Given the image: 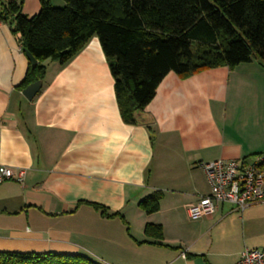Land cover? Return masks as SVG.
<instances>
[{"label": "crops", "instance_id": "crops-1", "mask_svg": "<svg viewBox=\"0 0 264 264\" xmlns=\"http://www.w3.org/2000/svg\"><path fill=\"white\" fill-rule=\"evenodd\" d=\"M39 6L22 0L21 12L32 16ZM43 63L41 89L27 100L16 87L28 59L0 20V161L25 169L21 183H0V251L77 254L98 264H234L248 245L244 233L234 250L228 242L248 208L241 216L219 203L189 229L185 207L209 192L197 161L264 155V64L184 78L170 71L129 124L96 36L65 64ZM156 190L159 208L145 213L138 201ZM146 223L161 225L164 245L143 242Z\"/></svg>", "mask_w": 264, "mask_h": 264}, {"label": "trees", "instance_id": "trees-1", "mask_svg": "<svg viewBox=\"0 0 264 264\" xmlns=\"http://www.w3.org/2000/svg\"><path fill=\"white\" fill-rule=\"evenodd\" d=\"M61 1L39 0L32 16L21 12L22 0L1 3L0 20L8 22L23 52L36 59L28 61L19 90L43 80L45 60L65 64L96 36L114 79L120 116L133 124L170 71L184 78L253 58L264 63V0ZM161 196L153 191L138 206L155 212ZM92 206L103 216L122 218L102 205ZM144 234L143 242L164 245L160 224L146 223ZM0 264L98 263L77 254L0 251Z\"/></svg>", "mask_w": 264, "mask_h": 264}, {"label": "built area", "instance_id": "built-area-1", "mask_svg": "<svg viewBox=\"0 0 264 264\" xmlns=\"http://www.w3.org/2000/svg\"><path fill=\"white\" fill-rule=\"evenodd\" d=\"M7 1L10 0H0V7L2 2ZM195 165L202 169L209 192L186 205L189 219L210 217L218 204L223 202L231 203L241 211L264 203V155L199 160ZM24 177V168H14L0 161V183L7 180L21 183ZM234 264H264V246H244Z\"/></svg>", "mask_w": 264, "mask_h": 264}, {"label": "rangeland", "instance_id": "rangeland-1", "mask_svg": "<svg viewBox=\"0 0 264 264\" xmlns=\"http://www.w3.org/2000/svg\"><path fill=\"white\" fill-rule=\"evenodd\" d=\"M254 59V58H253ZM257 60V59H256ZM258 61V60H257ZM264 64V63H263ZM223 210H226L227 207L231 206L228 203H224ZM250 209L249 211L246 210V213L248 216L250 215V218H244V228L243 226L237 224L235 227L236 235L230 239L228 242V248L227 250L232 251L234 250L238 245H242V235L244 233V243L248 246H258L262 247L264 245V205L258 204V205H251L247 207ZM186 214V211H185ZM237 215H243L245 214V211L241 213V210L236 213ZM187 219V220H186ZM204 219V218H203ZM200 219L197 220H191L188 218L186 214L185 222L188 224H185L186 228L192 227L195 229H198L196 226V223ZM205 224L201 227H204ZM240 229V230H239Z\"/></svg>", "mask_w": 264, "mask_h": 264}, {"label": "water", "instance_id": "water-1", "mask_svg": "<svg viewBox=\"0 0 264 264\" xmlns=\"http://www.w3.org/2000/svg\"><path fill=\"white\" fill-rule=\"evenodd\" d=\"M24 53H25L28 61L31 64L36 63V59L28 51H24ZM41 86H42V80L38 79V80L33 81V82L29 83L28 85H26L22 89L21 93L27 100H31L39 92V90L41 89Z\"/></svg>", "mask_w": 264, "mask_h": 264}]
</instances>
